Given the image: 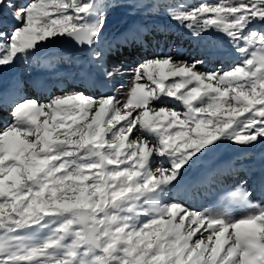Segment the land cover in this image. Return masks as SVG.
Returning a JSON list of instances; mask_svg holds the SVG:
<instances>
[{"label": "rangeland", "instance_id": "374dc122", "mask_svg": "<svg viewBox=\"0 0 264 264\" xmlns=\"http://www.w3.org/2000/svg\"><path fill=\"white\" fill-rule=\"evenodd\" d=\"M0 167V264H264V0H0Z\"/></svg>", "mask_w": 264, "mask_h": 264}, {"label": "water", "instance_id": "95a60500", "mask_svg": "<svg viewBox=\"0 0 264 264\" xmlns=\"http://www.w3.org/2000/svg\"><path fill=\"white\" fill-rule=\"evenodd\" d=\"M76 40H78L76 42ZM92 36L88 35V29L81 28L73 32L66 33L63 38L58 42L57 48L65 55L82 53L91 48ZM76 42V43H75ZM208 96L202 94L197 101ZM62 148V145H59ZM76 221L81 227L82 231L86 234L91 247L95 250H99V240L96 239L97 231L93 226L92 220L89 217L87 209H79L76 216Z\"/></svg>", "mask_w": 264, "mask_h": 264}, {"label": "bare ground", "instance_id": "6f19581e", "mask_svg": "<svg viewBox=\"0 0 264 264\" xmlns=\"http://www.w3.org/2000/svg\"><path fill=\"white\" fill-rule=\"evenodd\" d=\"M77 75V78H79V76H80V73L79 74H76ZM179 75L181 76V77H183L184 78V80L186 81V84H191V83H193V82H195V80L197 81L198 79L195 77V76H193V75H189V74H183V72H182V74H181V72L179 73ZM80 81V80H79ZM81 81H82V79H81ZM87 83L89 84V82H84V85H87ZM53 88H56V87H53ZM81 88H85L84 86H82ZM87 89H88V87H86ZM35 108V106L33 105V106H29V107H27V108H25L22 112H21V121H25V119H26V117L27 116H29L30 114H31V112L33 111V109ZM72 109V108H71ZM76 110V109H75ZM79 111V110H78ZM14 156V155H13ZM6 157L8 158V160H11L12 159V153L11 152H7V154H6ZM7 160V159H6ZM12 163H13V161H10L9 162V164L7 165V166H11L12 165ZM1 168V167H0ZM1 172V171H0Z\"/></svg>", "mask_w": 264, "mask_h": 264}, {"label": "trees", "instance_id": "16d2710c", "mask_svg": "<svg viewBox=\"0 0 264 264\" xmlns=\"http://www.w3.org/2000/svg\"><path fill=\"white\" fill-rule=\"evenodd\" d=\"M43 226H44V228H46L45 224H42L40 227H43ZM45 231H46V229H45ZM46 233H47V231L44 233H42V232L36 233L34 231H31V235L33 238L41 237V236L45 235Z\"/></svg>", "mask_w": 264, "mask_h": 264}]
</instances>
